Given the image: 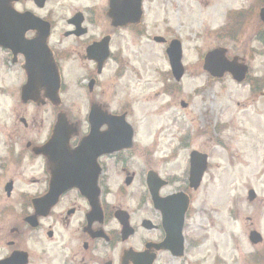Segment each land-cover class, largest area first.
Listing matches in <instances>:
<instances>
[{
	"label": "flooded vegetation",
	"instance_id": "flooded-vegetation-1",
	"mask_svg": "<svg viewBox=\"0 0 264 264\" xmlns=\"http://www.w3.org/2000/svg\"><path fill=\"white\" fill-rule=\"evenodd\" d=\"M0 1H5L17 14L29 10H21V4H32L24 0ZM30 11L49 23V36L43 41L37 30L25 32L22 41L35 42L28 47V54L19 51V15L15 22H0V117L5 118L0 122V264H142L141 259L128 258V253L142 259L155 255L153 264H158L159 252L156 253L155 246L164 238L162 213L154 210L150 201L153 214L147 216V177L153 173L155 180L163 183L159 190L161 198L182 194L191 203V135L179 142V150H187L186 173L182 179L149 169L147 166L152 161L142 156L137 158L144 164L141 170L132 167V151L139 146L136 139L140 126L134 104L126 96L131 90V73L139 82L143 73L123 54L124 47L113 43L117 33L123 30L136 33L142 42L146 27L142 30V21L123 27H112L110 23V32L100 36L99 20L83 14L75 34L74 24L78 21L72 19L73 14L62 20L65 29L54 39L55 22L48 16L37 15L34 7ZM106 36L110 37V53L100 62L102 49L91 47ZM160 37L161 43H155L154 37L151 41L162 47L167 64V73L159 78L160 87L155 94L158 98H168L161 112L175 105L190 110L191 97L179 99L183 96L180 85L187 71L176 81L166 55L170 44L178 38ZM139 56L140 53L135 58ZM28 65L35 68L32 78ZM73 69L81 70L76 82L83 101L75 109L69 108L66 92L69 72ZM49 83L59 84L55 100L48 95ZM28 84L30 87L23 97ZM120 93L122 98L118 97ZM91 113L94 119H90ZM48 114L53 118L42 133L36 129L37 118L40 116L41 128ZM59 116L75 128L67 145L50 143ZM109 118L122 119L125 126L121 122L117 124L126 132L107 133L112 125ZM91 121L95 129L92 135ZM172 128L165 125L159 132ZM92 137H97L98 142H91ZM186 138L188 145L184 143ZM106 140L116 141L123 149L105 152ZM203 154L209 161L210 155ZM52 193L61 194L49 205L46 198ZM181 201L178 198L179 204ZM190 213L188 207L186 220ZM145 222H149L148 227ZM249 224L248 234L256 231L261 240L251 245L247 258L240 261L264 264V232Z\"/></svg>",
	"mask_w": 264,
	"mask_h": 264
},
{
	"label": "rangeland",
	"instance_id": "rangeland-1",
	"mask_svg": "<svg viewBox=\"0 0 264 264\" xmlns=\"http://www.w3.org/2000/svg\"><path fill=\"white\" fill-rule=\"evenodd\" d=\"M107 4L108 0H47L45 8L35 12L55 22L54 39L65 29L62 20L76 12L97 18L102 36L110 32ZM261 6L264 0H143L142 30L146 27L147 33L142 42L136 33L123 30L113 43L124 47L123 54L143 73L140 82L131 73V90L126 96L134 104L140 126L132 167L141 170L144 164L137 158L142 156L152 161L149 169L182 179L187 150H179V142L190 135L191 151L210 155L201 187L191 191V213L184 228L185 255L175 260L160 253L158 264H242L240 260L247 258L252 249L248 242L249 222L264 232V37L258 18ZM20 7L33 8L27 3ZM234 13L239 14L233 16ZM227 26L234 31H227ZM165 35L175 36L182 43V64L187 72L179 99L191 97L190 110L175 105L161 112L168 98L155 95L159 78L167 73V64L162 47L151 40ZM215 48H224L229 59L237 57L247 64L250 71L246 81L253 82L237 84L228 75L210 81L202 70L201 58ZM138 53L140 56L135 58ZM69 73L67 99L69 108L75 109L83 103L82 90L76 82L81 70ZM51 118L53 115H45V125L40 128L39 116L36 129L44 133ZM3 120L0 117V122ZM165 125L173 126L172 130L160 133ZM188 140H184L185 145ZM250 190L256 195L251 203L247 195ZM147 202V216L152 217L149 196Z\"/></svg>",
	"mask_w": 264,
	"mask_h": 264
},
{
	"label": "water",
	"instance_id": "water-1",
	"mask_svg": "<svg viewBox=\"0 0 264 264\" xmlns=\"http://www.w3.org/2000/svg\"><path fill=\"white\" fill-rule=\"evenodd\" d=\"M35 3L42 7L44 4V0H34ZM141 0H109V12L108 15L112 18L113 26H123L129 23H137L141 18ZM29 15V14H27ZM259 17L261 22L264 25V8L260 10ZM20 31L21 36L27 28L22 27V22L25 17H20ZM7 20H13V16L10 10H8L7 5L4 1H0V22H5ZM35 22H39L37 19ZM76 20V19H75ZM17 21V19H14ZM48 35L45 33V37ZM156 42H160L159 38H155ZM107 43L108 38L104 39L100 45L102 51L105 54L107 51ZM29 43L21 42V50L22 52H26V48L29 46ZM167 55L170 63V67L172 73L177 81H179L183 74L184 69L181 64L182 59V50L181 45L178 41H173L168 50ZM33 66L29 68L30 75L32 76ZM203 70L206 71L213 78H222L224 74L229 73L232 78L240 83L245 79L247 73V67L237 64V58L229 61L226 58V50L222 48L215 49L213 51L208 52L203 59ZM48 88H52V94H56L58 90V85L55 84L52 87L48 86ZM94 115H90V119H94ZM111 122L110 134L114 133H125L126 130L122 126H125V123L122 119L118 118H109ZM115 122V123H114ZM121 122L122 125L117 124ZM74 132L73 128L66 124L65 118L59 117L55 128L53 138L51 143H63L67 144L70 138V135ZM95 133V129L93 128V123L91 121V135ZM108 136V134H106ZM92 142H98L97 137L90 138ZM113 142L116 144L114 145ZM103 147L105 148V152H115L123 149L117 145L116 141L106 140L104 141ZM207 169V156L200 154L198 152L191 153L190 160V183L191 189L197 190L202 181V177ZM148 187L151 195V199L156 210H161L163 215V228L165 230V240L162 244L157 246V249L167 250L174 257H182L183 256V244L184 239L182 236V229L184 224V214L187 206V201L182 198L181 195L167 197L165 199H161L158 196L159 188L163 185V183H158L155 181V178L152 174L148 175L147 178ZM61 193L51 194L46 198V201L49 205H53L57 200L58 196ZM249 201L254 199V194L252 191L249 192ZM183 199L181 203H178V198ZM184 201V203H183ZM260 236L251 232L249 236V240L252 244H256L259 241ZM148 264H152L153 258L148 261Z\"/></svg>",
	"mask_w": 264,
	"mask_h": 264
},
{
	"label": "trees",
	"instance_id": "trees-1",
	"mask_svg": "<svg viewBox=\"0 0 264 264\" xmlns=\"http://www.w3.org/2000/svg\"><path fill=\"white\" fill-rule=\"evenodd\" d=\"M238 27L236 26L235 27V29H236V31H238V29H237ZM234 30H232V31H230V33H232ZM238 33V32H237ZM235 34H236V32H235Z\"/></svg>",
	"mask_w": 264,
	"mask_h": 264
}]
</instances>
